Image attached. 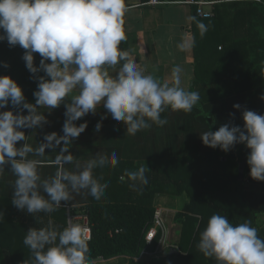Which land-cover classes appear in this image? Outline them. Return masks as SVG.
<instances>
[{"label": "clouds", "instance_id": "9594fccd", "mask_svg": "<svg viewBox=\"0 0 264 264\" xmlns=\"http://www.w3.org/2000/svg\"><path fill=\"white\" fill-rule=\"evenodd\" d=\"M127 11L126 0H0V42L6 40L9 46L26 50L22 57L26 68L38 80L33 104L26 102L15 80L0 76V110L9 104L19 109L0 111V177L5 173L4 166L10 164L15 176L11 203L18 209L33 216L51 213L61 207V202L69 201L71 193L82 190L101 199L108 185L100 183L93 170L117 165V154L97 153L81 162L69 151L73 139L87 128V122L79 126L74 122L88 113L95 114L98 105L108 110L114 122L123 121L127 135L134 136L153 124L166 125L167 119L161 118L166 109L188 113L199 101L198 92L181 86L179 66L173 68L171 83H161L138 68L130 51L120 48L127 40ZM196 23L203 35L207 27ZM34 53L41 57L39 66L34 64ZM117 65L121 66L115 71ZM40 72L45 75H35ZM66 97L70 103L65 102ZM62 103L66 108L63 135L45 133L44 142L33 147L21 129L43 127L48 121L40 109L50 113ZM242 119L243 129L225 124L215 132H203L201 140L225 152L244 144L250 149L247 164L251 178L264 181V115L245 110ZM101 127L98 122L95 131ZM19 141L24 143L17 147ZM61 144L53 161L55 174L42 178L38 169L45 150L54 151ZM65 165H74L75 170ZM146 170L145 166L126 170L131 188L148 184ZM87 232L71 219L62 230L49 220L46 227L30 228L23 243L32 254V264H90ZM197 248L205 257L214 258L216 264H264V239L247 220L234 225L227 216L213 214L200 233Z\"/></svg>", "mask_w": 264, "mask_h": 264}, {"label": "trees", "instance_id": "16d2710c", "mask_svg": "<svg viewBox=\"0 0 264 264\" xmlns=\"http://www.w3.org/2000/svg\"><path fill=\"white\" fill-rule=\"evenodd\" d=\"M212 10V17L201 18L193 9L196 68L193 87L189 91L198 92L200 98L191 112L168 108L161 113V118L168 121L166 125L153 124L134 136L127 135L124 122H114L103 106L97 107L95 114L88 113L76 121L77 126L87 122V128L78 138L76 152L70 150L74 157L83 162L99 150L107 155L115 152L119 158L117 165H106V172L99 177L100 183L108 185L101 201H95L82 190L71 193L69 201L61 202V206H77V210L87 217L91 228L88 245L91 260L128 256V264H216L214 258L205 257L197 248L200 233L213 214L227 216L234 225L250 221L258 230V236L264 239V219L259 218L264 212V181L251 178L247 163L246 179H237V165L246 146L236 144L225 152L219 147L206 146L201 140L203 132H215L225 124L243 129L242 113L245 110L264 115V99H261L264 96V43L260 38L257 42L250 40L252 36L259 37L257 29L244 28L245 23L231 20L229 12L220 15L215 7ZM238 14L245 17V13ZM196 21L207 27L203 35ZM120 48L125 50V41L121 42ZM25 51L19 45L9 46L6 40L0 42V76H10L22 88L25 99L31 97L35 101L33 93L37 90L38 80L26 68L22 58ZM250 54L255 55L257 63L251 65ZM40 59L39 53H34L36 66ZM232 61L238 63L236 70L229 68ZM229 79L232 88L222 90L221 83H229ZM236 104L241 107L235 109L233 105ZM7 110H14L13 106L7 105L0 111ZM98 122L102 124L99 132L95 131ZM86 132L92 137L85 136ZM90 141L94 142V151L87 157L83 148L89 147ZM19 142L21 146L23 141ZM141 166L148 168L145 172L148 184L133 189L125 172ZM4 167L5 173L0 177V264H32V254L23 243L27 231L46 227L49 220L62 230L64 221L60 217L52 219L51 213L33 216L14 206L11 201L15 176L10 172V164ZM65 168L75 170L74 165H65ZM56 170L55 165L38 169L42 178L54 175ZM122 176H125L124 180H121ZM157 192H184L188 197L173 217L174 222L180 224L176 242L178 251L151 257L149 261H135L133 258L143 249L153 252L161 237V231H158L150 243L144 238L153 222ZM63 211L58 208L53 212L64 215ZM69 212L72 215L71 208Z\"/></svg>", "mask_w": 264, "mask_h": 264}, {"label": "crops", "instance_id": "0c3cea01", "mask_svg": "<svg viewBox=\"0 0 264 264\" xmlns=\"http://www.w3.org/2000/svg\"><path fill=\"white\" fill-rule=\"evenodd\" d=\"M148 1L149 0H126L128 11L124 16V30L127 36L125 50L130 51V58L137 64L138 68L145 70V74H152L155 78L160 80L161 83H171L173 68L179 66L182 69L180 73L181 86L187 90H191L196 68L192 28L193 7L183 3V0H160L163 2L161 4H150ZM207 1L212 2V5L209 7H212V9L215 7L220 15L229 12L231 20L235 19L237 22L245 23L244 28H249L251 31L257 29L259 37L252 36L253 38H250V40L257 42L259 41L258 38H260V42L264 43L263 0ZM238 13H245V17H241ZM181 45H183V47H181ZM232 58L235 59V57ZM248 60L251 65H253L256 61L255 55L250 54ZM120 66L121 65H117L115 71H118ZM229 68L231 70H236L238 68V63L232 61ZM109 71L114 74L113 69H109ZM227 81L229 83H221L222 90L232 88L231 80L229 79ZM26 102L35 103L31 97L26 100ZM65 102L70 103V98L66 97ZM99 106L102 107V105H98L97 107ZM40 111L44 112L48 123L44 124L43 127L21 129L22 131H26L25 135L28 136L27 142L33 145V147L44 142L43 136L45 133L56 132L58 135H63L62 126L66 119L64 115L66 111L64 104L62 103L50 113L45 112L48 111V109L45 108L40 109ZM23 114L27 115V110H24ZM74 123H76V121ZM91 135V133L90 135L87 132L85 133L87 137H92ZM78 138L73 139L74 144L70 147L69 151L72 150L73 153L76 152L78 148ZM87 144L89 147L83 148V153L88 157L94 151V142L90 141ZM62 146L61 144V146L57 147L54 151L46 149V156L41 158L43 160L41 166L55 165L53 163L54 158L57 153H59L60 147ZM17 147H20V142H17ZM96 153L103 154V152L99 150H97ZM105 169V166L94 169L93 176L99 180L101 173L106 172L104 171ZM243 179H246V175ZM101 199H95V201L99 202ZM187 201L188 197L184 192L181 194L157 192L154 196L155 208L162 209L163 215H165L167 211H178ZM167 202L170 203L169 206H166L165 203ZM70 208L73 212L72 215H70L69 212ZM60 209H64V215H55L54 212H51L52 219H58L60 217L64 221L65 227L68 226L69 219H71L73 223L82 224L83 215L77 210V206H61ZM259 218L262 220L264 219V212L259 215ZM177 224L176 226L179 231L180 224ZM164 236H166L165 232ZM119 258L125 260L129 259L128 256H118L109 259L98 258L96 260H91L90 264H103L104 262H108L107 264H114Z\"/></svg>", "mask_w": 264, "mask_h": 264}, {"label": "built area", "instance_id": "2783aa9c", "mask_svg": "<svg viewBox=\"0 0 264 264\" xmlns=\"http://www.w3.org/2000/svg\"><path fill=\"white\" fill-rule=\"evenodd\" d=\"M185 4H188L193 7L194 13L201 18H209L213 16V10L212 7H209L212 5L211 1L207 0H183L182 1ZM148 3L150 4H161L163 3L160 0H149ZM208 6V7H207ZM81 226L85 229H88L87 235L91 236V228L88 224V220L86 216H82V224ZM158 231H161V237L159 239L158 245L156 246L155 250L153 252L147 251L143 249L140 254L133 259L135 261L144 260V256L151 255V257H160L158 256V251L165 246V238H164V221H163V210L160 208H155L154 216H153V222L151 226L147 229L145 233V240L147 243H150L153 238L156 236ZM162 256V255H161ZM145 261V260H144Z\"/></svg>", "mask_w": 264, "mask_h": 264}, {"label": "rangeland", "instance_id": "374dc122", "mask_svg": "<svg viewBox=\"0 0 264 264\" xmlns=\"http://www.w3.org/2000/svg\"><path fill=\"white\" fill-rule=\"evenodd\" d=\"M199 45V44H198ZM166 206H169L170 203L167 202L165 203ZM176 211H167L165 215H163V221H164V232H165V235L164 238H165V246L164 248L160 249L158 251V256H165L167 255V253L170 251L171 248L175 247L177 249V246H176V242L178 240V237H179V231H178V228L176 226V222H174L173 220V217H174V214H175ZM178 225V224H177ZM172 227V228H171ZM176 227V228H175ZM178 251V250H177ZM151 255H146L144 256V260L145 261H149ZM129 260V259H128ZM128 260H125V259H118L116 263L114 264H128ZM108 263V262H107ZM106 262H104L103 264H107Z\"/></svg>", "mask_w": 264, "mask_h": 264}, {"label": "water", "instance_id": "95a60500", "mask_svg": "<svg viewBox=\"0 0 264 264\" xmlns=\"http://www.w3.org/2000/svg\"><path fill=\"white\" fill-rule=\"evenodd\" d=\"M238 150H240V148ZM243 152L244 153L242 155H240V161L238 162V165H237V179L238 180H242L244 178V171H245V166L247 163L246 153H249L250 149H248L246 147V150ZM170 252H177V249L175 247H173L170 249ZM88 260H89V262L91 261V259H89V258H88Z\"/></svg>", "mask_w": 264, "mask_h": 264}]
</instances>
